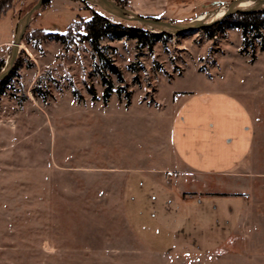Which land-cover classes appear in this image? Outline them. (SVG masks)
Masks as SVG:
<instances>
[{
	"label": "rangeland",
	"instance_id": "rangeland-1",
	"mask_svg": "<svg viewBox=\"0 0 264 264\" xmlns=\"http://www.w3.org/2000/svg\"><path fill=\"white\" fill-rule=\"evenodd\" d=\"M113 1L128 9L127 0ZM226 1L177 5L183 15L220 13L234 0ZM36 2L0 0V15L8 12L0 18V60L9 54L18 20ZM93 10L101 11L80 0H53L35 12L16 70L0 88V264H264V40L243 52L239 29L221 28L215 40L205 30L147 44L104 37L101 52L120 76L104 68L88 42L39 41L40 31L80 27ZM102 77L112 85L106 103ZM210 86L234 92L253 119L247 171L236 178L249 186L239 226L211 253L151 252L127 224L125 183L111 169L143 162L178 175L168 142L170 92ZM170 184L184 195L192 192L191 183Z\"/></svg>",
	"mask_w": 264,
	"mask_h": 264
},
{
	"label": "crops",
	"instance_id": "crops-1",
	"mask_svg": "<svg viewBox=\"0 0 264 264\" xmlns=\"http://www.w3.org/2000/svg\"><path fill=\"white\" fill-rule=\"evenodd\" d=\"M159 1L163 5L158 8L154 0L127 3L140 16L169 22H187L206 12L183 15L177 4L185 0ZM170 99L168 142L179 174L144 167L143 162L111 170L125 183L124 216L145 248L163 255L211 253L239 226L249 186L236 178L247 171L245 160L255 136L253 119L234 92L224 88H173ZM170 183H191L192 192L184 195ZM225 188L227 192H220Z\"/></svg>",
	"mask_w": 264,
	"mask_h": 264
},
{
	"label": "trees",
	"instance_id": "trees-1",
	"mask_svg": "<svg viewBox=\"0 0 264 264\" xmlns=\"http://www.w3.org/2000/svg\"><path fill=\"white\" fill-rule=\"evenodd\" d=\"M53 0H44L41 7H47ZM86 5H90L82 0H80ZM227 0L224 3L229 2ZM223 4V3H222ZM97 7V6H95ZM98 8V7H97ZM101 10V9H100ZM8 11V10H7ZM8 12H2L0 18L5 16ZM110 15L103 12H97L95 10L92 11L91 18L88 21H83L78 27L76 24H73L67 33H57V32H48V31H40L39 41L43 40H54L60 42L63 46H69L74 42H88L92 49L97 53L101 63L104 65V68L109 70L112 74L116 76H120L119 70L112 64V61L105 57L101 52L100 48V40L104 37H110L112 39L121 40L123 38L134 39L140 44L151 43L153 41L160 40L163 37H167V35H163L160 33H153L146 31L143 27L137 25L135 26H127L123 23H116L110 20ZM81 20V19H78ZM221 28L225 29H239L242 34V47L240 51L248 50V47L252 49L254 48V40L262 39L264 40V35L262 34V30L264 29V9L260 11H250L245 13H236L230 15L223 19L221 22L209 27L205 28V32L208 37L212 39L215 36V32ZM261 47L264 44H260ZM263 51V50H262ZM252 55V52L250 53ZM4 66V61L0 60V71ZM16 70V62L14 63L13 69L10 72L9 76L0 82L1 86L6 82V80L14 73ZM102 82L104 85L103 92V102L106 103L112 94V85L107 81L105 77H102ZM36 90V89H34ZM35 93V91H33ZM89 94L95 100V92L93 89L88 90ZM76 91L73 90V95L76 96Z\"/></svg>",
	"mask_w": 264,
	"mask_h": 264
},
{
	"label": "water",
	"instance_id": "water-1",
	"mask_svg": "<svg viewBox=\"0 0 264 264\" xmlns=\"http://www.w3.org/2000/svg\"><path fill=\"white\" fill-rule=\"evenodd\" d=\"M43 1L44 0H37L35 5L21 19L18 20L12 38V43L10 45L9 54L4 62L3 68L0 71V82L6 79L12 71L26 29L31 22L33 14L41 8ZM82 1L93 6H97L108 15L133 21L143 27L146 31L160 33L167 36H176L187 32L203 30L221 22L230 15L250 11H260L264 9V0H234L231 3H228L220 13L218 12L219 10H216L205 14L203 17L187 22H168L157 18L140 16L132 10L117 4L113 0ZM213 13L218 14V17L206 22L207 17Z\"/></svg>",
	"mask_w": 264,
	"mask_h": 264
},
{
	"label": "built area",
	"instance_id": "built-area-1",
	"mask_svg": "<svg viewBox=\"0 0 264 264\" xmlns=\"http://www.w3.org/2000/svg\"><path fill=\"white\" fill-rule=\"evenodd\" d=\"M212 39H213V40H215V39H217V37H216V36H214Z\"/></svg>",
	"mask_w": 264,
	"mask_h": 264
},
{
	"label": "bare ground",
	"instance_id": "bare-ground-1",
	"mask_svg": "<svg viewBox=\"0 0 264 264\" xmlns=\"http://www.w3.org/2000/svg\"><path fill=\"white\" fill-rule=\"evenodd\" d=\"M188 33V32H187Z\"/></svg>",
	"mask_w": 264,
	"mask_h": 264
}]
</instances>
